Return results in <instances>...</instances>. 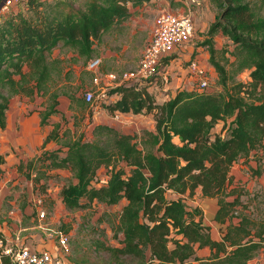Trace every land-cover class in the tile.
Instances as JSON below:
<instances>
[{
  "label": "trees",
  "instance_id": "trees-1",
  "mask_svg": "<svg viewBox=\"0 0 264 264\" xmlns=\"http://www.w3.org/2000/svg\"><path fill=\"white\" fill-rule=\"evenodd\" d=\"M148 1L81 0L76 5L73 0H26L4 14L0 20V128L6 126L12 94L47 91L52 70L60 62L52 56L54 48L75 51L87 63L98 57L94 44L130 16L127 3L137 6ZM211 1L219 10L203 43L208 44V59L221 90L180 86L172 96L157 101L148 90L152 79L121 82L107 90L104 98L83 100L89 119L92 105L111 114L151 112L152 129L127 133L97 123L91 136L80 132L74 138L65 129L58 148L43 150L27 165L35 173L33 187L38 183L45 187L41 179L60 169L71 173L74 180L59 191L69 209L125 200L112 223L118 244L96 239L95 249L104 253L108 263L249 264L264 248V215L252 216L254 197L246 195L231 174L240 158L255 174L261 173L248 162L254 151L264 153V0ZM219 32L232 41V48L215 47L212 37ZM244 70L248 81L232 80ZM113 94L118 96L110 99ZM56 96L57 92L52 93V102L41 112V123L55 110ZM219 121L224 133L213 130ZM59 136L57 124L45 141L59 142ZM4 161L0 153V181ZM102 167L107 178L101 182ZM43 187L40 192L46 191ZM197 188L203 197L217 201L213 219L225 225L217 238L204 223L203 210L186 202ZM204 247L208 254H199ZM66 260L85 264L72 255H66ZM0 264H11L10 257L1 254Z\"/></svg>",
  "mask_w": 264,
  "mask_h": 264
},
{
  "label": "rangeland",
  "instance_id": "rangeland-1",
  "mask_svg": "<svg viewBox=\"0 0 264 264\" xmlns=\"http://www.w3.org/2000/svg\"><path fill=\"white\" fill-rule=\"evenodd\" d=\"M67 1L71 2L72 0ZM73 1L77 5L81 0ZM142 6L143 7L140 6L137 8L133 14L134 18L137 19L132 18L127 20L126 27L128 31L132 26H140V29L131 41L126 42L128 43V47L126 49L119 50L121 45L124 43L123 39L118 36L122 33H116V37L111 36L114 35V33H112L107 39L105 45H107V43H110L111 46L120 44V47L117 49L118 52L116 51L119 55V62L113 63L107 61L106 64L102 65V55L98 50L99 53L97 56L101 58V63L96 71L98 73H102L103 70L112 68L114 72L119 74L125 70L135 69L138 64L140 54L151 36V28L153 26L151 27L149 24L152 22L154 23V18L157 13L161 10L167 9L172 11H187L189 8H191L193 10L194 17V29L190 39L184 45L181 52L176 50L175 53H172L167 58L165 63L160 64V71L155 77L156 79H152L155 80V83L149 85V90L152 94H154L157 100L159 97L164 98L168 95L171 96V94L178 87L183 86V83H185L184 87L186 85L198 88L196 85V77L194 75H192L191 80L182 82L185 81V79L189 76V74L185 73V71L188 63L187 59L190 56L197 59L200 63V66L202 67H204L202 65V61H205V64L208 63L209 69L207 70L205 68L208 85L204 89L208 91L221 90L222 86L217 83V74L208 59V44L203 43V41L208 37L209 25L215 20L219 7H217V5L211 0H200V5L198 6H190V4L186 1L181 3L180 1L176 0L172 2L169 0H155L154 2L147 3ZM19 7L26 8L25 5H19ZM212 40L216 48H222L225 45H227L229 48H232L233 46L232 41L221 32L213 35ZM70 51L71 50L67 49L66 47L59 46L58 52L54 54V57H58L60 62H58L57 66L52 70L51 78L48 81L47 91L44 93L42 92V94L37 92L34 97H27V99H23V97L26 95L21 94L19 95L16 105H19L20 107L23 106L24 109H27L29 113L34 110V106L38 108L42 107L41 110L45 111L47 106L53 100L52 93L54 92H57V95L60 94V96H66L67 98L70 97L71 92L76 94L79 93V95L84 98V94L87 91H91L93 92L95 99L98 98L99 96L97 94L100 91V88L97 86H100L103 83L102 80H100V83L98 82V85L96 84L97 86H90L89 84H85V82H81L87 78V75H84L81 76L82 79L80 77L79 80H76L71 84ZM182 53L183 57H179V55ZM61 55L62 58H60ZM227 68H230V66L228 65ZM98 76L99 78L102 77L100 74ZM232 80L248 81V72L245 70L239 72L232 77ZM232 80H229V84ZM198 89L203 90L200 88ZM69 105H71V100ZM87 111L89 113V109H87ZM142 113L145 114V112ZM142 123L147 124V120L144 119V122L142 121ZM82 124L77 128L78 130L82 128ZM121 124L125 127L126 122L122 121ZM86 125H84L83 128L88 131L89 127L87 128ZM223 127V122L219 121L213 130L214 132L224 133L225 131L223 130L225 129ZM138 131H141V128H139ZM134 132L136 131L134 130ZM254 152L250 154L248 163L253 168L255 167V169H259L261 171L260 174H255V171L251 170L248 165L242 161V158L235 162L231 170L233 173L232 176L236 178L237 181H239V183L242 185L246 195L254 197V202H250L251 208L249 209L253 211L252 216L261 218L262 215H264V153L259 152L255 155ZM106 174L107 171L105 167H102L99 169L98 179H100L102 182V179H105ZM44 180L47 183L45 186L46 191L40 192V188L43 186L38 183L37 186L33 187L34 194L30 198V203L37 194L41 195L43 198L42 209L44 210L45 214L43 217L38 218L37 214L32 212L35 214L32 219H26L24 222H22L23 224H27V228L21 231L20 240L23 241V243L28 240V242L35 244L39 243L37 240L38 236L42 241L46 240V233L48 231L56 232V235L58 232L67 233L69 236L70 247L69 253L67 254L68 256L72 255L77 259H81L85 264H111L108 263L102 251H97L95 249V243L96 239H101L108 244H118L117 237L113 235L112 223L117 221V215L123 206L124 201L122 200L118 204L109 206L100 204L91 209H69L64 205L61 198L59 197V191L62 185L74 180L71 173L66 169H60L57 173L53 172L52 175L46 176L42 181ZM254 193H256L255 196L253 195ZM243 197L246 196L243 195ZM186 199V202L189 206L197 205L203 210L204 222L212 225L211 228L214 233H222L225 226L214 222L213 217H211L213 214V207L210 202H203V196L201 195L200 188L195 190V193L192 197H188ZM29 216H31V214H29L28 217ZM35 234L38 235L34 236ZM55 242L56 240L53 236L51 248ZM11 260L12 259L10 258V262ZM249 264H264V248H262L255 255Z\"/></svg>",
  "mask_w": 264,
  "mask_h": 264
},
{
  "label": "crops",
  "instance_id": "crops-1",
  "mask_svg": "<svg viewBox=\"0 0 264 264\" xmlns=\"http://www.w3.org/2000/svg\"><path fill=\"white\" fill-rule=\"evenodd\" d=\"M154 1L155 0H149L142 5ZM176 1H180L181 3L185 2L184 0ZM142 5L133 6L131 2H128L127 7L131 13L130 16L119 23L118 26L112 29L110 33L104 34L100 41L94 44L95 46L98 45V49L102 55V65L106 64L107 61L113 63L119 62L117 49L120 47V44L111 46L110 43H107V45H105L107 39L112 33H114V35L111 36L114 37H116L117 34L122 33L118 36L123 39L124 43L121 45L119 50L126 49L128 47V43L126 42L131 41L140 29V26H132L128 31L126 27L127 20L132 18L137 19L134 18L133 14L137 8H139L140 6L143 7ZM16 8L17 6H15L13 9L16 10ZM149 25L152 27L153 22ZM58 50L59 47L53 49V57L54 54L58 52ZM70 52L71 84L76 80H79L81 76L87 75V78L85 80H82L81 82H85V84H89L90 86H97V83H95L94 81V75L100 74V76H102L101 80L103 83L100 87L97 86L98 88H101V91H99L97 95H100L101 98H104V96H102L103 92L106 93L107 90L120 83V81L118 80L119 78L112 79L108 77V73L114 72L112 68L105 69L102 73L95 72L88 68L89 61L86 63L83 61L82 57H80L75 51L71 50ZM60 58H62V55L60 56ZM202 65L207 70L209 69L208 63L205 64V61H202ZM191 78L192 76L189 75L185 79V81L182 82H187L188 80H191ZM153 83H155V81H152L151 85ZM184 84L185 83H183V86ZM185 88L190 89L192 88V86L185 85ZM173 93L171 94V96L173 95ZM36 94L37 92H35V94L32 96H24L23 99H27V97H34ZM19 95L21 94H13L10 96L9 106L6 114V126L4 128H0V153L4 154L5 157V161L2 164L3 175L0 181V232L2 235L10 238L12 241L18 242L21 241V231L27 228V224H23L22 222H24L26 219H32V217L35 215L32 213L33 210L30 203V198L34 194L33 181L31 177L34 176L35 173L33 172V168H28L27 165L43 150L49 151L58 148L60 146L61 140L66 136H63V131L65 129L69 130V135H72V137L74 138L75 136L80 134V132H84L85 135L91 136L92 128L97 123H107L116 127L118 130L127 133H133L134 130L138 131L139 128L143 127L150 129L154 127V118L151 112L145 114H143L142 112H119L111 114L105 108L99 107L97 105H92L93 110L90 120L87 109H84L81 106L84 98L80 96L79 93L76 94L72 92L69 98H67L66 96L62 97L60 96V94L57 95L56 104L54 105L55 110L48 114L46 120L41 123V112L44 111L41 110L42 107L38 108L34 106V110L29 113L27 109H24L23 106L20 107L19 105H16ZM117 96L118 95L116 94L110 95V99ZM168 97L169 95L167 97L165 96L164 98L159 97L157 101H163ZM70 100L71 105H69ZM144 119L147 120V124L142 123V121L144 122ZM122 121L126 122L125 127L121 124ZM57 124L60 128L59 142L52 138L45 141V137ZM81 124L83 126L87 124L86 127H89L88 131L83 128V126L80 130H78L77 128ZM175 139L177 140L176 137ZM28 173H30V177L27 176ZM231 174H233L232 170ZM42 180L43 179H41V181ZM233 182L236 183L239 181H237V179L233 177ZM123 201L125 203V200ZM205 201L210 202V204L212 205L213 214L212 216H210L213 217L217 209V201L215 198L203 197V202ZM29 214H31V216L28 217ZM214 222L216 221L214 220ZM205 224H208L210 225V227H212V225L209 223ZM211 232L212 235L216 238L220 236L219 232L214 233L212 228ZM36 235L38 234H35L34 236ZM26 242L29 243L28 240ZM208 252L209 249L207 247L198 250V253L201 255H206L208 254Z\"/></svg>",
  "mask_w": 264,
  "mask_h": 264
},
{
  "label": "built area",
  "instance_id": "built-area-1",
  "mask_svg": "<svg viewBox=\"0 0 264 264\" xmlns=\"http://www.w3.org/2000/svg\"><path fill=\"white\" fill-rule=\"evenodd\" d=\"M26 0H0V20L4 14L17 6L18 3ZM190 6L200 5V0H185ZM194 29L193 10L189 8L187 11H172L161 10L154 18V23L151 31V36L148 43L144 46L138 64L135 69L125 70L122 73L110 72L108 77L121 82L134 83L143 82L147 79H154L159 73V66L162 59L169 57L175 51L181 52L184 45L188 42ZM183 57V53L179 55ZM187 67L185 73L194 75L196 85L203 89L207 87V77L205 67L200 66L197 59L192 56L187 59ZM101 62L100 57H94L89 60L88 68L97 72ZM94 73V72H93ZM156 79V78H155ZM101 77L98 74L94 75L95 83H100ZM155 81V80H152ZM101 86V85H100ZM99 86V87H100ZM101 91V88H100ZM105 96V92L102 93ZM99 97H101L99 95ZM86 101L92 102L95 99L93 92L87 91L84 94ZM102 179V181L106 180ZM43 198L37 194L31 202L33 212L38 218L44 216L45 212L42 209ZM55 237L56 242L51 248L52 237ZM38 242L12 241L10 238L0 235V257L1 254L8 255L12 260L11 264H69L66 260V255L69 253V236L67 233L48 231L46 240H41L38 237ZM50 241V242H49Z\"/></svg>",
  "mask_w": 264,
  "mask_h": 264
}]
</instances>
